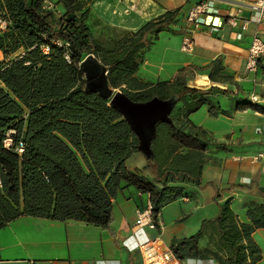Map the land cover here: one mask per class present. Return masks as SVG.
<instances>
[{
  "label": "trees",
  "instance_id": "obj_1",
  "mask_svg": "<svg viewBox=\"0 0 264 264\" xmlns=\"http://www.w3.org/2000/svg\"><path fill=\"white\" fill-rule=\"evenodd\" d=\"M46 1L0 0V16L8 22L0 32V227L28 215L108 228L112 200L124 182L149 195L157 221L161 208L181 196L185 184L202 187L210 138L188 116L203 104L216 115L219 110L209 95L220 89L188 87L186 68L154 83L136 77L144 49L170 29L178 9L103 43L86 23L89 0H49L52 6ZM89 53L107 67L109 85L130 99L177 97L171 121L156 124L154 158L146 163L152 180L126 167V160L138 152V139L126 120L107 99L84 88L80 62ZM221 69L216 58L209 79L217 81ZM8 135L11 143L6 146ZM19 141L21 152L16 150ZM256 189L262 200L245 203L247 221L240 220L229 199L217 202V214L203 219L196 232L172 238L174 255L180 260L210 257L218 264H258L262 252L253 233L264 229V187ZM201 238L206 239L203 247Z\"/></svg>",
  "mask_w": 264,
  "mask_h": 264
},
{
  "label": "crops",
  "instance_id": "obj_2",
  "mask_svg": "<svg viewBox=\"0 0 264 264\" xmlns=\"http://www.w3.org/2000/svg\"><path fill=\"white\" fill-rule=\"evenodd\" d=\"M197 1L89 0L86 23L97 40L107 43L136 31L168 10L178 9L170 29L161 31L144 49L143 62L136 72L142 82L169 80L180 68H186L188 84L197 75L195 83L204 85L211 62L220 59L222 69L216 73L218 80L213 87L222 91L209 95L218 113L211 115L203 104L188 116L210 138L206 149L210 160L202 169V187L185 184L183 194L161 208L156 229L135 225L136 212L150 203L149 195L125 182L112 200V221L108 228L75 220L21 215L0 227L3 259L33 260L40 264H142L139 243L157 237L169 246L172 238L193 234L203 219L217 214V202L229 199L240 220L247 221L245 203L260 202L262 198L256 187H264V162L255 159L256 153L264 150V74L259 69L245 68L254 24L250 22L247 30L240 31L229 26L226 18L238 9L244 16L251 15L248 4L253 0H217L212 19L215 25L195 31L191 51H184L181 42L186 30L185 16ZM46 3L52 6L51 1ZM251 95L260 101L252 102ZM146 163L140 152L133 153L125 162L130 171L152 180ZM231 185L234 187L229 188ZM216 193L219 200L215 199ZM256 235L264 237V229L253 233L257 242ZM205 244L206 239L201 238L199 245ZM260 249L262 258L258 264L264 261V251L261 246ZM181 261L182 264H218L210 257Z\"/></svg>",
  "mask_w": 264,
  "mask_h": 264
},
{
  "label": "built area",
  "instance_id": "obj_3",
  "mask_svg": "<svg viewBox=\"0 0 264 264\" xmlns=\"http://www.w3.org/2000/svg\"><path fill=\"white\" fill-rule=\"evenodd\" d=\"M217 0H199L191 5L186 13L185 22L186 30L181 42V49L191 51L193 46V33L206 26H214L213 15L216 12L215 2ZM51 6V3H48ZM251 15L244 16L241 10L238 9L235 14L229 15L226 22L231 27H236L240 31H245L250 22L255 26L248 49L245 68L247 71L260 70L264 74V0H253L248 4ZM7 20L0 16V32L7 28ZM60 44V43H59ZM48 47H43V51H47ZM1 53V52H0ZM68 59V56L66 55ZM252 102L257 103L259 98L256 95H251ZM6 146L10 145L11 138L9 135L4 139ZM23 143L18 142L16 150H23ZM255 159L264 162V150L259 151L255 155ZM135 225L142 227L146 226L150 229L157 228V221L152 218L151 205L139 209L136 212ZM138 251L141 256L142 264H182L169 246L164 245L157 237L146 239L139 243ZM0 264H40L33 260L7 261L1 257L0 249Z\"/></svg>",
  "mask_w": 264,
  "mask_h": 264
},
{
  "label": "water",
  "instance_id": "obj_4",
  "mask_svg": "<svg viewBox=\"0 0 264 264\" xmlns=\"http://www.w3.org/2000/svg\"><path fill=\"white\" fill-rule=\"evenodd\" d=\"M84 74V88L88 92H96L108 100L109 105L117 110L128 123L130 129L138 139L137 149L146 160H153L154 154L151 142L156 135L158 122H170V113L177 101L175 95L166 99L153 96L146 101H134L119 89L112 88L107 80V67L93 54L89 53L80 62ZM197 76V75H196ZM193 88L212 87L216 81L206 78L207 84L195 83ZM207 87V88H208Z\"/></svg>",
  "mask_w": 264,
  "mask_h": 264
},
{
  "label": "rangeland",
  "instance_id": "obj_5",
  "mask_svg": "<svg viewBox=\"0 0 264 264\" xmlns=\"http://www.w3.org/2000/svg\"><path fill=\"white\" fill-rule=\"evenodd\" d=\"M46 5H49L48 3H46ZM109 42V41H108ZM3 56H2V54L0 53V58H2ZM185 83H186V85L188 86V87H191L189 84H188V82L186 81V79H185ZM218 89H220V90H213V91H211V95L212 94H214V93H216V92H221V88H219V87H217ZM198 89H201V90H204V91H206L207 89H209V88H207V89H202V88H198ZM214 103V102H213ZM215 104V103H214ZM216 105V104H215ZM256 240H257V242L258 243H260V246H261V248H262V250H264V237H262V236H260V235H256ZM260 264H264V261H262Z\"/></svg>",
  "mask_w": 264,
  "mask_h": 264
},
{
  "label": "bare ground",
  "instance_id": "obj_6",
  "mask_svg": "<svg viewBox=\"0 0 264 264\" xmlns=\"http://www.w3.org/2000/svg\"><path fill=\"white\" fill-rule=\"evenodd\" d=\"M262 251H264V250H262Z\"/></svg>",
  "mask_w": 264,
  "mask_h": 264
}]
</instances>
